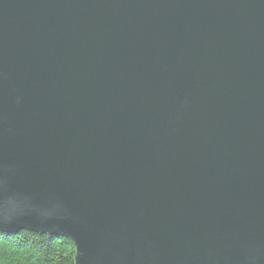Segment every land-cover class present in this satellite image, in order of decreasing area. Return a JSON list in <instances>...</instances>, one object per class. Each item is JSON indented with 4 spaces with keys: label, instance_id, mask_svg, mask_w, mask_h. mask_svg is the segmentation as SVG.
<instances>
[{
    "label": "water",
    "instance_id": "95a60500",
    "mask_svg": "<svg viewBox=\"0 0 264 264\" xmlns=\"http://www.w3.org/2000/svg\"><path fill=\"white\" fill-rule=\"evenodd\" d=\"M74 264H264V0H0V234Z\"/></svg>",
    "mask_w": 264,
    "mask_h": 264
},
{
    "label": "trees",
    "instance_id": "16d2710c",
    "mask_svg": "<svg viewBox=\"0 0 264 264\" xmlns=\"http://www.w3.org/2000/svg\"><path fill=\"white\" fill-rule=\"evenodd\" d=\"M74 247L61 237L31 231L0 234V264H74Z\"/></svg>",
    "mask_w": 264,
    "mask_h": 264
}]
</instances>
